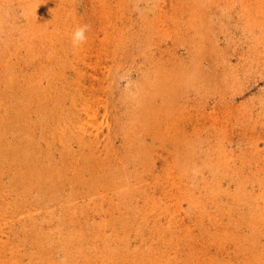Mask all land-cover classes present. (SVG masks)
I'll return each mask as SVG.
<instances>
[{"label":"rangeland","instance_id":"rangeland-1","mask_svg":"<svg viewBox=\"0 0 264 264\" xmlns=\"http://www.w3.org/2000/svg\"><path fill=\"white\" fill-rule=\"evenodd\" d=\"M7 4L0 0L10 17ZM12 18L18 79L27 62L32 81L35 152L52 178L81 179L61 183L60 199L31 190L30 228L17 193L1 200L0 208L7 203L15 212L2 228L20 245L19 262H62L49 249L58 231L73 230L88 238L98 264H264V0H15ZM84 24L86 42L74 47L72 33ZM193 64L200 75L168 104L172 129L163 122L160 138L142 141L155 146L150 160L159 161L126 163L134 146L124 133L145 87H175ZM90 97L101 101L97 147L86 139L87 148L59 143L48 151L65 129L55 130L52 110L64 108L71 126L85 99L93 105ZM169 136L178 140L163 153L159 140ZM89 170L115 183L87 185ZM24 227L32 260L23 251Z\"/></svg>","mask_w":264,"mask_h":264},{"label":"bare ground","instance_id":"bare-ground-1","mask_svg":"<svg viewBox=\"0 0 264 264\" xmlns=\"http://www.w3.org/2000/svg\"><path fill=\"white\" fill-rule=\"evenodd\" d=\"M7 1H8L7 5L8 6L10 5V11H11L10 17H6L3 10L0 9V202L3 198H8V196L11 195L10 190L17 193L16 196L20 197V200L22 202L21 205L24 208V214H25L24 222L27 224V227L29 226L30 228V223H28V219L30 217L29 214L30 207L28 200H29V193L31 192V190L33 189L37 190L45 194V197H47L46 195H48V197H51V200L60 199L58 197H59V192L62 191L63 188L62 186L75 185V183H80L81 179L78 176H76L75 172H74L75 176L71 175V178L69 179H66L65 177V179L59 181L58 177H56V179H54L55 177L52 178L50 175V172L52 171V167L43 165L41 162V157L37 155V153L35 152L36 150L34 149V145H33L34 141L31 136V119H30L32 81L26 69L27 62L23 65L24 69L21 75L22 79L20 80L18 79V73L16 70V62H15L16 55H15V43H14V25H13L14 21L12 18V10L15 0H7ZM7 22L11 23L9 27L7 25ZM3 33L6 34L5 39H2L4 38ZM185 69L186 70L181 73L182 76L179 77V80L177 84H175V87L165 88V87H160L157 84H154V87L152 88L153 84L149 86L146 85L147 87H145V91L142 92L143 94L141 93L142 94L141 98L137 103V110L131 114V119L133 120L134 125L131 124V122H129L131 125L130 127H128V129H126L124 133V134L127 133L126 137L129 141L127 143H129V145L131 146H134L125 155L126 163L138 162L137 164H139V162L150 160L149 154L152 155L153 150H156V148L155 146H153L152 149L150 148L148 149L146 145L143 146L142 141L144 140V138L147 135H150L152 139L155 141L156 139L160 138L159 131L161 130L163 122L167 123L166 127L172 129V125L170 122L174 121V117L172 119V115L174 116V113H172L170 111V108L168 107L169 102H171L172 105V101L175 100V97L177 95L175 92L182 89L184 85H187L188 87L191 86L193 81L196 78H198V76L200 75V72L198 71V68L195 64ZM83 86L84 85H82V87ZM68 93H65L66 94L65 96H68ZM164 94L169 96L168 100L165 99ZM61 95L62 94L57 95L56 99L58 98L60 99L61 97L64 96ZM89 100L93 102V105L92 103L90 104V102L85 103L86 101L85 99V101L83 102L84 103L83 106L85 104L86 105L85 107H83V109L79 110L78 113L79 119L77 123L76 124L73 123L71 126L68 125L69 123H67L66 120L67 115H65V112L64 111L63 113L61 112V109L64 110V108L61 107V109L60 108L58 109L54 108L53 110L51 109L54 112L52 125L53 127H55V130H57L58 127L59 129L61 128L60 130H63L64 128L65 129L63 130L62 134L61 131L57 132L58 135L60 134L59 142L56 141L57 138L55 136L52 138L53 142L50 144V148L48 149V151H52L55 147L58 148L57 145H60L59 143L63 145L62 146L63 148L69 147V145H74L73 144L74 142H76L78 146L81 145L83 148H87L86 143L88 140L86 139L91 140L92 143H95L97 147V145L100 143L99 139L102 138L101 134L103 133V131L101 127L97 126V124L94 123V120L97 119L98 113L102 111L96 108V106L99 107L101 101L100 98H94V97H90ZM161 101L162 104L160 105ZM46 107L48 106H45V108ZM127 115H129V113ZM68 128L73 133H76L79 130V132L81 133V137L79 135H75L74 138L67 137L69 135L67 134ZM109 129L111 130L110 127ZM65 134H67L66 137L64 136ZM81 139H85V140L82 141ZM176 140L178 139H172L171 136H169V138L159 140L161 143L159 145L160 146L159 150H161L164 153L165 150L172 149L171 144L172 142L176 143L175 142ZM176 147L180 148L179 146ZM69 157H70V153L66 152L61 160L66 161V159ZM157 160L158 159H156V161ZM154 161L152 160L151 163L153 164ZM70 164L72 166L71 161ZM89 171L91 172V170ZM124 172L126 173V171H121L122 174ZM80 174L82 175V172ZM103 180L105 183L103 181L102 182L99 181L97 177L94 176L93 173L91 172V178L89 179V182L86 181V184L101 185L106 183L107 184L115 183V179L110 176H107V179L106 180L103 179ZM6 183H8V186L6 185ZM61 183L63 184L62 186ZM74 192L75 191L73 190V193ZM2 205H1L2 207L0 208V233L2 234L7 233V241H4L3 236H0V264H22V262L19 261H21V259L23 258H21L20 255L17 253L19 252V249H17V247H19L20 245L19 244L16 245V239L11 237L13 235L12 233L7 232L6 228L4 227L2 228L3 225L9 224L8 218H13L15 212L12 213L11 211L10 213H8L7 210L11 209V206L10 205L8 206L7 203L6 204L2 203ZM62 211L64 213L66 212L65 209H62ZM66 215L68 217L70 216V213L64 214V217H66ZM62 220L65 221V218ZM73 221L74 220L71 216L69 217L67 222L72 223ZM25 223L24 225H26ZM29 228L28 231H26L24 227V232H23L24 240L23 239L21 240V238L18 239L22 241V245L26 243V245H24L25 247L23 248V251L25 256L27 255L28 258H31L30 256L31 252L28 253L29 250L28 248L32 246L31 244L32 242L30 241L31 231L29 230ZM63 231L64 230H62V232ZM58 232L60 239L52 246V248L49 249V252L53 249L54 251L52 250L51 252L58 253L59 256H63L62 257L63 261L58 262V260L57 261L52 260L54 257L52 256V259H50L51 261L49 263L47 262V264H98L96 260H95L96 262L93 261L94 258L90 257L91 255L86 250L87 247L85 246V242L83 239H88V238L82 235L84 233L79 234L78 233L79 231H73V230L67 231L66 234L65 232L63 233L60 231ZM87 236L89 237V235ZM42 239L44 238L43 237L38 238V241H41ZM36 244H37L36 247L38 248L39 252L43 254L42 247L44 248V246H39V242H37ZM15 249L18 251L16 252ZM51 252L49 253V255L51 254ZM77 253H79V256L77 255ZM65 258H67V260H65ZM30 260H32V258Z\"/></svg>","mask_w":264,"mask_h":264},{"label":"clouds","instance_id":"clouds-1","mask_svg":"<svg viewBox=\"0 0 264 264\" xmlns=\"http://www.w3.org/2000/svg\"><path fill=\"white\" fill-rule=\"evenodd\" d=\"M89 26L84 25H78L75 27L73 33H72V42L74 47H78L82 43L86 42V32L88 31Z\"/></svg>","mask_w":264,"mask_h":264}]
</instances>
